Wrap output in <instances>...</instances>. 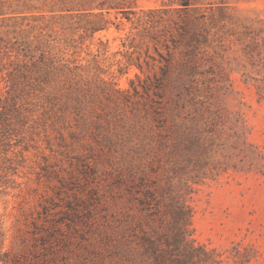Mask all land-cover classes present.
Instances as JSON below:
<instances>
[{
	"label": "rangeland",
	"instance_id": "374dc122",
	"mask_svg": "<svg viewBox=\"0 0 264 264\" xmlns=\"http://www.w3.org/2000/svg\"><path fill=\"white\" fill-rule=\"evenodd\" d=\"M0 264H264V0H0Z\"/></svg>",
	"mask_w": 264,
	"mask_h": 264
}]
</instances>
